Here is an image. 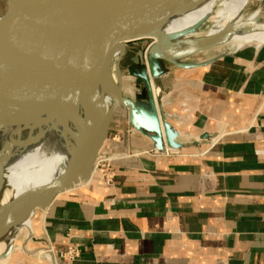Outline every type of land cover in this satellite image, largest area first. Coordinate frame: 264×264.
I'll use <instances>...</instances> for the list:
<instances>
[{"label": "crops", "instance_id": "0c3cea01", "mask_svg": "<svg viewBox=\"0 0 264 264\" xmlns=\"http://www.w3.org/2000/svg\"><path fill=\"white\" fill-rule=\"evenodd\" d=\"M187 63L157 64L180 149L157 150L121 109L99 156L111 181L95 168L31 216L57 264H264V42Z\"/></svg>", "mask_w": 264, "mask_h": 264}, {"label": "water", "instance_id": "95a60500", "mask_svg": "<svg viewBox=\"0 0 264 264\" xmlns=\"http://www.w3.org/2000/svg\"><path fill=\"white\" fill-rule=\"evenodd\" d=\"M199 1L148 0L123 16L102 21L98 14L106 0H54L50 5L45 0H0L5 3L0 14V96L29 102L79 92L81 103L91 110L90 90L96 79L101 78L114 89L98 134L95 135L89 121L80 124L78 164H71L46 184L30 188L20 202L10 200L0 204V235L11 225L32 216L36 209L49 205L60 193L90 180L112 117L121 109L127 111L132 128L149 137L157 150H163L164 146L170 151L182 147L177 140L178 131L167 121L162 109L161 72L157 64L164 61L180 67L195 66L184 60L218 45L226 33L238 26L227 24L214 37L199 36L193 48L176 49L162 26ZM210 23L203 21L201 26ZM38 30H43L41 36ZM145 38L153 40L146 50L147 65L143 63L138 68L131 65L128 74L135 78L136 86H146V93L142 90L129 97L122 89L120 60L128 44ZM117 50H121V55L113 75L108 65ZM147 97L149 109L137 104L136 101ZM174 119L180 118L174 115ZM217 136L218 133H203L200 139L214 140ZM5 257L0 255V260Z\"/></svg>", "mask_w": 264, "mask_h": 264}, {"label": "bare ground", "instance_id": "6f19581e", "mask_svg": "<svg viewBox=\"0 0 264 264\" xmlns=\"http://www.w3.org/2000/svg\"><path fill=\"white\" fill-rule=\"evenodd\" d=\"M52 1L45 0L47 5ZM247 2L201 0L168 19L162 30L170 37L171 44L181 50L195 47L199 36L205 39L214 37L232 23L238 26L226 33L219 44H228L227 48L234 50L248 43H263L264 18H256L257 11L245 17L243 10ZM146 3L148 0H106L98 15L102 21H107L108 17L123 16ZM203 21L211 22L204 35L201 34ZM37 32L41 36L43 30ZM120 55L121 50H117L108 65L113 75ZM113 96L114 89L104 84L101 78L96 79L90 90L91 110L81 103L79 92L29 102L0 96V187L4 185L0 191V204L10 200L20 202L30 188L46 184L71 164H78L80 124L86 125L89 121L97 135L99 123ZM22 229L27 230V238L32 237L31 216L11 225L0 235V255L6 256L0 264L7 263L15 237ZM51 256L48 259L56 264Z\"/></svg>", "mask_w": 264, "mask_h": 264}, {"label": "rangeland", "instance_id": "374dc122", "mask_svg": "<svg viewBox=\"0 0 264 264\" xmlns=\"http://www.w3.org/2000/svg\"><path fill=\"white\" fill-rule=\"evenodd\" d=\"M4 9H5V3L0 2V14L4 11ZM256 11H257L256 18L260 20L263 19L264 0H248L247 4L245 5V9L243 10V13L245 17H248L249 15H251ZM208 28H209L208 26L202 27L201 34L204 35L203 33H205ZM152 41L153 40L150 38H145L130 43L126 46L125 53L120 60V66H119L120 78H121L120 80L122 82V89L125 92V94L131 96L134 95L135 93L142 92V90H144V93H146L145 85L136 86L133 83L135 78L129 76L128 67L131 66L132 64H135V62H137V65L135 66L136 68H138L140 64L143 63L147 65L146 50L148 46L152 43ZM227 47H229L228 44L226 45L221 43L210 49L195 53L184 61L188 62V60H193V59H195L196 61L199 60L206 61L208 59L214 58L215 56L225 54L233 50ZM3 187L4 185L1 187L0 191L3 189ZM27 237L28 234L26 229H22L19 231V233L15 237L14 244L11 247L12 254L6 264H52L51 261L48 259V256L51 255L53 257L55 256L53 255V252L52 254L50 253V250L48 249L49 247L48 246L45 247L43 244L34 242L33 240ZM47 249L49 251H45ZM3 261L0 260V263Z\"/></svg>", "mask_w": 264, "mask_h": 264}, {"label": "built area", "instance_id": "2783aa9c", "mask_svg": "<svg viewBox=\"0 0 264 264\" xmlns=\"http://www.w3.org/2000/svg\"><path fill=\"white\" fill-rule=\"evenodd\" d=\"M102 156L99 157L96 160L95 168L99 167V169H101V171H102L103 177H105L104 178L105 181L106 182H110L111 180H110V178H109V176L107 174V171H108V157H109V155H107V154L104 155L103 154ZM113 158H115V156H113ZM50 247L53 250L52 246H49L48 249L50 250ZM47 250H45V251H47ZM75 252H76V248L74 246H69V247H67V250H66L65 254H66V256L68 258H73L75 256ZM54 256H55V254H54ZM54 258H55V262H56V257H54Z\"/></svg>", "mask_w": 264, "mask_h": 264}]
</instances>
